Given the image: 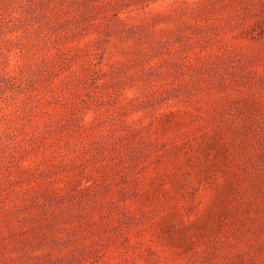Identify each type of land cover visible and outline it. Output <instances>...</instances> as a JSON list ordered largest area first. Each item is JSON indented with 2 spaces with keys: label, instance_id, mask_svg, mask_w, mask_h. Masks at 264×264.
Here are the masks:
<instances>
[{
  "label": "rangeland",
  "instance_id": "374dc122",
  "mask_svg": "<svg viewBox=\"0 0 264 264\" xmlns=\"http://www.w3.org/2000/svg\"><path fill=\"white\" fill-rule=\"evenodd\" d=\"M0 264H264V0H0Z\"/></svg>",
  "mask_w": 264,
  "mask_h": 264
}]
</instances>
